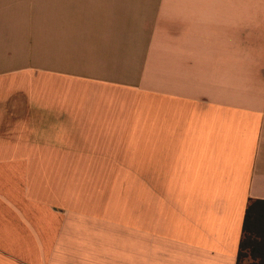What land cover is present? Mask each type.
I'll use <instances>...</instances> for the list:
<instances>
[{
  "label": "crops",
  "instance_id": "0c3cea01",
  "mask_svg": "<svg viewBox=\"0 0 264 264\" xmlns=\"http://www.w3.org/2000/svg\"><path fill=\"white\" fill-rule=\"evenodd\" d=\"M250 199L264 0H0V264H236Z\"/></svg>",
  "mask_w": 264,
  "mask_h": 264
},
{
  "label": "trees",
  "instance_id": "16d2710c",
  "mask_svg": "<svg viewBox=\"0 0 264 264\" xmlns=\"http://www.w3.org/2000/svg\"><path fill=\"white\" fill-rule=\"evenodd\" d=\"M236 264H264V200L247 202Z\"/></svg>",
  "mask_w": 264,
  "mask_h": 264
},
{
  "label": "rangeland",
  "instance_id": "374dc122",
  "mask_svg": "<svg viewBox=\"0 0 264 264\" xmlns=\"http://www.w3.org/2000/svg\"><path fill=\"white\" fill-rule=\"evenodd\" d=\"M108 189L110 190L111 188H110V184H108ZM117 189V188H116Z\"/></svg>",
  "mask_w": 264,
  "mask_h": 264
}]
</instances>
